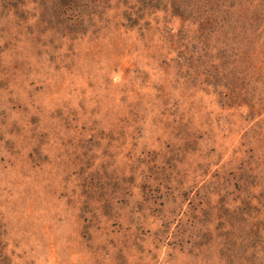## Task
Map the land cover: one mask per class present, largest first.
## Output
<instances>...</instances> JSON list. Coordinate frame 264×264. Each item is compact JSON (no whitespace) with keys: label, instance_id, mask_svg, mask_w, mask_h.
<instances>
[{"label":"rangeland","instance_id":"1","mask_svg":"<svg viewBox=\"0 0 264 264\" xmlns=\"http://www.w3.org/2000/svg\"><path fill=\"white\" fill-rule=\"evenodd\" d=\"M0 264H264V0H0Z\"/></svg>","mask_w":264,"mask_h":264}]
</instances>
